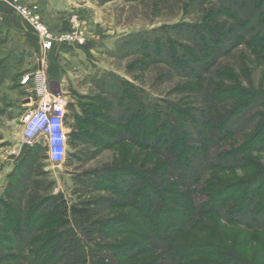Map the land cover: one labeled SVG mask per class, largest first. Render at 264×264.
Instances as JSON below:
<instances>
[{"label":"trees","instance_id":"1","mask_svg":"<svg viewBox=\"0 0 264 264\" xmlns=\"http://www.w3.org/2000/svg\"><path fill=\"white\" fill-rule=\"evenodd\" d=\"M181 7L200 16L131 34L118 49L139 79L163 65L184 80L170 91L180 98L90 76L93 93L66 108L67 160L83 168L105 151L111 160L76 176L70 203L42 180L40 146L24 147L0 195V264L264 261V83L252 84L264 71V0ZM239 47L238 67L220 64ZM11 60L0 57V87L14 84Z\"/></svg>","mask_w":264,"mask_h":264},{"label":"rangeland","instance_id":"2","mask_svg":"<svg viewBox=\"0 0 264 264\" xmlns=\"http://www.w3.org/2000/svg\"><path fill=\"white\" fill-rule=\"evenodd\" d=\"M183 1L111 0L100 3L98 0H47L48 4H45L43 0H0V57L10 55L11 62L16 64L15 69L10 72L16 75L14 84L11 80H7L0 87V195L6 185L7 175L13 171L26 150L21 139L22 120L28 111L35 108L38 100L34 76L44 67L42 64L44 61L51 62L57 59L63 71V94L68 103L73 105L76 101L74 94L93 93L88 82L89 77L97 72H110L132 81L136 86L141 85L143 86L141 88L146 90L152 98L171 101L180 98L179 95L171 94L170 91L184 80L175 74H167V69L163 65L150 67L145 72L144 78L139 79L142 75L137 72L130 74L127 71L132 57L124 58L118 49L122 38L131 34L164 25L195 21L200 14L193 10L184 13L181 7ZM4 3L9 8V20L16 23L21 20L31 28L29 23L14 10V5L35 6L40 20L48 25H46L48 30L54 36L59 37L77 29L82 34L83 43L81 45L74 42L57 43L51 52L43 54L39 50L32 29L29 30V35H25L28 42L22 41L23 36L13 30L4 29ZM39 3L46 7V11L40 8L42 11L39 12ZM56 12H61L59 17L55 14ZM242 53H245V49L239 47L229 58L221 60L220 64L228 62L238 67ZM261 71L263 70L257 68L253 74V86L258 87L261 82L264 83ZM262 88L264 90V86ZM184 98L193 104H201L196 98L188 96ZM70 124L72 120L65 118L66 134L69 132ZM34 145H39L41 148L40 156L43 158L40 157L38 163L41 172L46 173L42 180L52 182L50 192L53 195L62 194L70 203L76 199L74 193L79 192V187L74 183L76 176L80 175L83 169H95L107 164L112 157L110 151H105L82 168L79 162L67 160L69 148L66 141L64 161L59 165H52L47 161L43 139L38 138ZM259 264H264V261Z\"/></svg>","mask_w":264,"mask_h":264},{"label":"built area","instance_id":"3","mask_svg":"<svg viewBox=\"0 0 264 264\" xmlns=\"http://www.w3.org/2000/svg\"><path fill=\"white\" fill-rule=\"evenodd\" d=\"M36 9L35 6L14 5V10L29 23L43 54L57 43H83L82 34L77 29L59 37L54 36L42 23ZM34 84L38 100L35 108L28 111L22 120V143L24 147H31L38 138H42L47 161L52 165H59L64 161L66 154L64 121L68 101L64 94H51L43 68L35 74Z\"/></svg>","mask_w":264,"mask_h":264},{"label":"crops","instance_id":"4","mask_svg":"<svg viewBox=\"0 0 264 264\" xmlns=\"http://www.w3.org/2000/svg\"><path fill=\"white\" fill-rule=\"evenodd\" d=\"M45 2V4H48L47 3V0H43ZM38 3L36 2V5ZM39 7V12L41 13V9L43 8L44 11H46V7L44 5H42L41 3H39L38 5ZM41 8V9H40ZM50 9V7H47ZM9 8L7 7V4L4 3V29L6 30H13L15 33H18L20 34L22 37V41L24 42H28L25 38V35H29L28 32H30L29 30L31 28L28 27L27 23H24L23 21H17L18 23L12 21V20H9V16H8V13H9ZM48 9V10H49ZM51 10V9H50ZM52 13H54V11H50ZM56 15H58V17L60 16L61 12H56L55 13ZM56 17V18H58ZM47 25V24H46ZM48 26V25H47ZM62 32V31H60ZM24 38V39H23ZM55 46V45H54ZM53 46V47H54ZM53 49L50 50V52L52 51ZM23 57V55H22ZM57 59H55V61H44V63H42L44 65L43 67V70H44V73L46 75V78H47V81H48V86L49 87H55V91L56 92H59L60 94H63L64 93V81H63V77H62V74H63V71H62V68L58 65V62L56 61ZM39 66V65H38ZM40 68V66H39ZM38 68V69H39ZM42 68V67H41ZM40 70V69H39ZM54 84V85H53ZM50 92H51V89H50ZM52 94V93H51ZM53 95V94H52Z\"/></svg>","mask_w":264,"mask_h":264},{"label":"water","instance_id":"5","mask_svg":"<svg viewBox=\"0 0 264 264\" xmlns=\"http://www.w3.org/2000/svg\"><path fill=\"white\" fill-rule=\"evenodd\" d=\"M54 85V84H53ZM51 89V93L54 95V96H59L60 93L59 92H56L54 89L55 87H49Z\"/></svg>","mask_w":264,"mask_h":264},{"label":"clouds","instance_id":"6","mask_svg":"<svg viewBox=\"0 0 264 264\" xmlns=\"http://www.w3.org/2000/svg\"><path fill=\"white\" fill-rule=\"evenodd\" d=\"M62 154V153H61Z\"/></svg>","mask_w":264,"mask_h":264}]
</instances>
